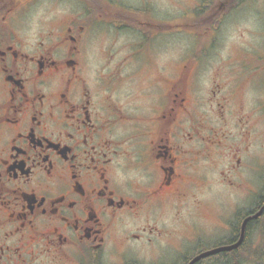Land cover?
<instances>
[{
    "label": "flooded vegetation",
    "instance_id": "obj_1",
    "mask_svg": "<svg viewBox=\"0 0 264 264\" xmlns=\"http://www.w3.org/2000/svg\"><path fill=\"white\" fill-rule=\"evenodd\" d=\"M164 1L0 0V264H264L246 66L203 72L215 23L264 0ZM170 215L185 234L160 228Z\"/></svg>",
    "mask_w": 264,
    "mask_h": 264
},
{
    "label": "rangeland",
    "instance_id": "obj_2",
    "mask_svg": "<svg viewBox=\"0 0 264 264\" xmlns=\"http://www.w3.org/2000/svg\"><path fill=\"white\" fill-rule=\"evenodd\" d=\"M168 1L163 2V9L166 11L175 9L179 12L181 10L179 4L182 7L186 5L185 0H172L173 3L170 0ZM259 7V15L252 16L250 11L246 10V4H244V8L239 7L240 9L237 11L232 10L220 22L215 23L216 29L213 32L214 35H210V42L216 44V46L214 47V51L206 55L205 60L208 63L204 67L203 72L205 71V74L208 75L214 73L217 68L221 69L224 65H227V69H230L235 63L241 62L246 66V68L242 69V76L239 77L236 83L240 84L241 81H244L243 85H246L244 89L245 108L243 112L245 114L251 112V115H248L250 117L252 116V121L255 123L253 141L257 145L258 161L261 162L264 161V5L260 3ZM181 38L180 36L178 39L179 45L189 42L187 37H184V39ZM200 40L206 42L204 38H200ZM205 49H207V46H203V49L198 53V59L196 58L198 61L204 57ZM185 50H187L185 47L179 49V59L181 58L180 55L185 53ZM252 70L255 71L252 72ZM200 76L203 75L200 74ZM249 79L252 81L249 82ZM219 81L224 82L222 72L221 74L219 73ZM224 115L227 123L226 126H223L224 133H226L224 139L227 142L235 143L238 139L237 131L240 124L237 118L241 116V111L231 113L229 110H224ZM210 123L212 126L218 124V116L211 114ZM249 123L252 122L250 121ZM217 158L219 159V163L216 165L215 160ZM211 163H213L209 173L211 184L205 194L200 196L201 198L206 197L209 204L211 202H220L218 198L220 197L222 185L220 184L221 177L219 172L225 170L224 166L228 163V160H224L223 156H213ZM211 212L212 207L210 204V218L212 216ZM182 214L185 217L183 219L185 223L201 224L197 221L195 211L191 205L190 208H184ZM180 226L181 223L175 222L174 218L170 215L163 219L160 228L168 227L170 229H176L178 235L181 236L185 234V231H181L179 229ZM135 228L134 225L123 227L124 230H133ZM123 229L120 228L121 231ZM166 254L168 253L166 252Z\"/></svg>",
    "mask_w": 264,
    "mask_h": 264
},
{
    "label": "water",
    "instance_id": "obj_3",
    "mask_svg": "<svg viewBox=\"0 0 264 264\" xmlns=\"http://www.w3.org/2000/svg\"><path fill=\"white\" fill-rule=\"evenodd\" d=\"M240 241H238L235 245H233L232 247H237L239 245ZM213 251V250H212ZM212 251H208L207 253H211Z\"/></svg>",
    "mask_w": 264,
    "mask_h": 264
}]
</instances>
